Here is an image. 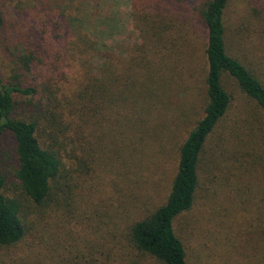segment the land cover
<instances>
[{
	"label": "rangeland",
	"instance_id": "obj_1",
	"mask_svg": "<svg viewBox=\"0 0 264 264\" xmlns=\"http://www.w3.org/2000/svg\"><path fill=\"white\" fill-rule=\"evenodd\" d=\"M204 1L0 0L14 27L13 42L19 44L28 33L31 46L43 47L45 64L35 72L51 83L56 96L70 81L76 90L81 80L68 51L80 32L101 55L119 61L120 80L113 85L120 88L111 92L119 107L107 105L105 117L90 118L81 142L71 146L75 156L70 149L65 153L76 170L70 206L49 212L50 224L39 225L48 249L42 264L91 250L92 244L110 250L112 264H119L129 226L165 202L180 146L207 102V30L198 10ZM227 42L231 55L264 81V0L231 1ZM104 64L101 57L95 61L97 68ZM3 68L8 76V57ZM94 75L100 78L97 70ZM224 85L231 106L206 143L195 203L175 221L189 264H238L240 259L246 264V257L257 254L264 224V114L228 75ZM17 166L15 140L5 134L0 167L6 191L14 196L21 195ZM216 187L224 203L211 201ZM212 235L216 242L208 243ZM124 258L131 264L130 256ZM139 263L157 264L149 257Z\"/></svg>",
	"mask_w": 264,
	"mask_h": 264
},
{
	"label": "trees",
	"instance_id": "obj_2",
	"mask_svg": "<svg viewBox=\"0 0 264 264\" xmlns=\"http://www.w3.org/2000/svg\"><path fill=\"white\" fill-rule=\"evenodd\" d=\"M231 1L205 0L198 9L207 30L204 115L180 146L177 172L165 202L129 226L125 234L126 246L123 252L118 251L119 264H125L127 256L131 264H140L139 261L146 257L157 264H189L175 221L195 203L206 143L231 106V95L224 85L227 75L264 114V81L231 55L228 47L227 11ZM11 29L14 32L0 5V139L10 134L15 140L18 160L15 178L21 190V195L8 194L7 176L0 167V264H42L48 249L43 246L45 238L39 225L50 224L49 212L70 206L71 181L76 170L69 167L65 153L68 149L73 153L71 146L81 142L82 129L87 128L90 118L105 117L107 105L119 107L120 100L114 103L118 96L111 94L114 88H120L113 85L120 80L119 69L116 70L119 61L112 55H101L86 32H80L68 51L78 64L81 80L76 90H73L72 81L66 83V92L59 89L62 95L58 97L51 83L43 81V76L35 72L45 64L43 47L40 44L31 46L28 33L21 41L15 36L20 42L15 44ZM99 56L105 59V64L97 68L95 61ZM4 57L11 61L8 76L4 75ZM53 70L56 71V66ZM96 70L100 75L98 80L94 77ZM20 108L24 109L20 111ZM217 189L212 192L211 201L224 203L219 200ZM260 235L257 254L246 257V264H253L255 260V264H264V224ZM209 239L208 243L216 242L214 235ZM90 247L91 250L83 248L68 258L54 257L53 264L114 262L115 254L110 250L98 251V246L93 244ZM18 250L20 253L16 254ZM238 264H243L242 259Z\"/></svg>",
	"mask_w": 264,
	"mask_h": 264
}]
</instances>
